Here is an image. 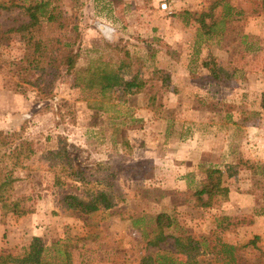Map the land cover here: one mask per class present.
I'll list each match as a JSON object with an SVG mask.
<instances>
[{
	"label": "rangeland",
	"instance_id": "1",
	"mask_svg": "<svg viewBox=\"0 0 264 264\" xmlns=\"http://www.w3.org/2000/svg\"><path fill=\"white\" fill-rule=\"evenodd\" d=\"M207 1L54 0L64 14L75 17L80 37L74 50L79 56L70 67L60 70L47 98L37 96L29 85H24L21 93L9 89L14 79L3 59L19 56L22 48L17 34L10 35L9 43L0 49V131L17 132L32 140L36 152L26 166L11 172L15 193L27 198L25 205L31 211L4 218L7 227L0 234L1 249L18 252L33 234H40L47 246L46 261L58 262L62 256L55 250L66 248L69 264H155L157 249L146 246L143 238V233L149 234L153 228V214L169 209L168 214L181 228L177 234L187 232L183 224L188 222L181 217L189 215L191 222H206L210 217L179 206L185 195L179 192L177 180L186 168L180 156L174 154L171 160L165 152L161 154L168 148L162 141L165 126L173 137L202 135L201 141L210 150L201 155V166L224 168L238 162L236 173L225 183L241 197L221 202L215 214L230 209L229 217L234 219L254 215L260 195L255 194L251 211L247 195L251 190L259 194L264 190V112L259 106L264 75L254 67L238 71L224 85L206 78L202 62L214 58L224 64L227 52L219 36L197 37L196 23L183 11H201ZM162 2L167 9H160ZM230 2L248 13L240 22L243 31L264 39L262 0ZM16 14L17 9L0 11V26H15L12 17ZM107 43L124 46L143 63L137 69L143 88L125 95L124 100H106L96 90L79 89L73 83V68L104 52ZM157 69L167 72L168 81L161 83ZM56 136L65 139L77 164L111 166L123 201L109 211L89 215L62 208L58 195L80 194L81 186L63 177L60 186L53 185L51 171L41 167L40 150L55 147ZM210 222L213 224L211 219L201 223L205 232L201 228L191 230L194 236L198 231L206 233L201 238L208 245ZM213 235L220 242L230 239ZM170 245L168 239L158 251L173 252ZM234 256L236 264H264V253L254 243H237ZM197 260L198 264H223L205 252Z\"/></svg>",
	"mask_w": 264,
	"mask_h": 264
},
{
	"label": "trees",
	"instance_id": "2",
	"mask_svg": "<svg viewBox=\"0 0 264 264\" xmlns=\"http://www.w3.org/2000/svg\"><path fill=\"white\" fill-rule=\"evenodd\" d=\"M261 8H264V0ZM12 9H17V14L12 17L15 26L6 29L0 26V49L9 43L11 34H17L22 48L19 56L3 59L7 73L14 79L9 89L21 93L24 85H29L35 89L37 96L47 98L52 82L60 70L70 67L79 56V52L74 50L80 37L75 17L64 14L54 0H0V11ZM183 13L196 23L197 37L219 36L221 45L227 52L224 64L218 63L214 58L202 62L209 81L224 85L238 71L254 67L264 75V39L246 33L241 28L240 22L248 13L233 5L230 0H208L201 11L185 10ZM104 50L87 60L85 65L73 68L74 85L83 90L94 89L106 100L120 101L127 94L139 92L144 82L138 80L137 69L143 63L138 62L124 46L107 43ZM136 63L138 65L133 68ZM156 73L161 83L168 81L167 72L157 69ZM124 74L129 77L124 78ZM259 106L264 112V91L260 93ZM56 138L55 147L40 150L38 161L41 162V167L51 171L53 185L60 186L63 177L78 182L81 186L80 194L68 192L58 195L57 202L62 208L89 215L98 210L113 208L123 201L111 166L94 163L93 166L86 167L77 164L66 148L65 139L61 136ZM35 152L32 140L21 137L17 132L5 134L0 131V223L4 222L7 215L18 217L31 211L25 205L27 198L15 193L12 186L15 178L11 172L17 167L26 166V161ZM237 165L238 162L227 164L224 168L216 165L200 166L203 177L191 192L193 205L206 208L219 206L226 200L228 189L225 180L236 173ZM100 183L102 186H97ZM252 193L260 195L261 200L254 213L264 215V192L259 194L257 190H252ZM151 221L153 228L149 234L144 232L143 238L146 246L157 249L155 264H198L197 256L212 250L209 246L223 264H236L235 245L217 239L214 244L208 245L183 231L177 234L180 226L164 211L153 214ZM248 222V219L234 221L228 216L219 215L216 227L219 230L233 231L236 225ZM167 239L171 240L173 252H159V245ZM247 243L254 241L244 244ZM55 254L62 256L58 262L46 261L44 257L47 255V246L43 237L32 236L18 252L0 248V264H69L68 249L61 251L57 248Z\"/></svg>",
	"mask_w": 264,
	"mask_h": 264
},
{
	"label": "crops",
	"instance_id": "3",
	"mask_svg": "<svg viewBox=\"0 0 264 264\" xmlns=\"http://www.w3.org/2000/svg\"><path fill=\"white\" fill-rule=\"evenodd\" d=\"M191 9L192 8H189V10H191ZM162 134H163V140L162 141L167 144L168 148H164L161 151V154L163 152H165L164 154H168L167 157H169V159H171V160L173 159L174 154L176 155V157L180 156L181 162H182L183 166L186 168L183 172H180V174L178 176L179 180H177V182L179 183L178 184L179 185L178 186L179 192H181L182 194L185 195V200H182V202L180 203L179 206L181 208L185 207L186 208L185 210H187V211L199 210V211H202L204 213H207L206 215H208V217L210 215L208 220L211 219V221H213V224H211V222H210V227L208 229L209 230L208 232L211 233V236H209L210 239L208 241L211 242V244L215 243L216 237L213 234L223 235V236L225 235V236L230 237L229 241H225L223 239H222V241H224L227 244H231V245H236L237 243L238 244L239 243H246L247 241L253 240L254 245L257 246V248H259V251H262L264 253V215L254 213V215L249 216L248 218H244V219H248L249 222L236 225L235 228L233 229V231L219 230L216 227L217 217L219 215H225V216L229 217L231 215L229 213L230 209H225L221 213L215 214V211L218 212L220 210L219 208H221V207L213 205L211 207L209 206L206 208H202L201 206H194L193 205V203H192L193 201L191 200V197H190L191 192L193 191V189L195 187H197L199 180L203 177V174L201 173V170H200V168H201L200 166L204 160H202L203 157L201 158V155L203 156V154H205L207 151L210 150V147L206 146V144H204V142L201 141L202 135L198 136V134H195L193 136L195 138V141H194L192 136H189L186 138L184 136H181V134H179L176 137H173V135L169 134V130L167 129V126H165L163 128ZM197 140H200L199 143H197ZM154 160H156V159H154ZM205 166H208V164ZM216 166H218V165H216ZM219 167H221V166H219ZM225 185L227 186L228 191H227L226 200L222 201L223 204L228 202L229 200H231V201L234 200V198L236 196L241 197V196H239L238 193H236L233 189H231L226 183H225ZM174 186L175 185L173 184L172 187H174ZM263 192H264V190H263ZM255 196L257 197V195L252 193V190L247 195V199L251 200V202H252V204H251L252 207L250 206L251 208H249V211H251V209L254 207L253 205H254V197ZM237 199H239V198H237ZM242 199H245V198L243 197ZM230 204H232V203H230ZM260 204L258 205V207L260 206ZM230 208H231V206H230ZM110 209H112V208H109V209L103 210V211H109ZM101 211L102 210H98L97 212H101ZM162 211L169 213V209H164ZM175 211H179L178 208ZM181 218L184 219L186 222H188L187 225L183 224L184 222H181L184 225L183 227L186 226L185 227V229H187L186 233L189 234L194 239H198V240L205 242L204 239L201 238L206 234V233H203L205 231H203L204 228H203L202 224L208 223V220L206 219V222H205V219H201V222H200V221H197L195 219L191 222L189 220V218H190L189 215H188V218H185V217H181ZM229 218H231V217H229ZM231 219L236 221V220H241L242 218L241 219H234L232 217ZM6 223H7V221L0 223V234L1 235L5 232V228L7 227ZM199 228H201V230L203 232H201V233L199 231L196 232L197 236H194L193 234H191L192 229L198 230ZM199 235H201V236H199ZM33 236H42V235L33 234ZM43 241H44V238H43ZM0 246H2L1 240H0ZM209 248L212 250H210L209 252L206 251L205 253H209L210 255H213V252H212L213 248L211 246H209ZM198 256H197V258H198ZM72 264H74V261L72 262Z\"/></svg>",
	"mask_w": 264,
	"mask_h": 264
},
{
	"label": "built area",
	"instance_id": "4",
	"mask_svg": "<svg viewBox=\"0 0 264 264\" xmlns=\"http://www.w3.org/2000/svg\"><path fill=\"white\" fill-rule=\"evenodd\" d=\"M160 9H167L166 3L164 2L160 3Z\"/></svg>",
	"mask_w": 264,
	"mask_h": 264
}]
</instances>
